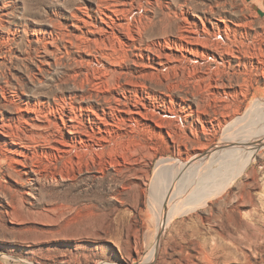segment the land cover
Listing matches in <instances>:
<instances>
[{"label": "rangeland", "instance_id": "rangeland-1", "mask_svg": "<svg viewBox=\"0 0 264 264\" xmlns=\"http://www.w3.org/2000/svg\"><path fill=\"white\" fill-rule=\"evenodd\" d=\"M107 1L119 9L105 17V25L123 29L116 32L121 44L128 43L124 47L113 44L116 38L104 27L95 33L110 37L111 43L102 42L105 47L91 42L76 48L72 37L76 17L105 16L114 10L110 3L0 0V126L15 112L3 99L5 92L41 108L38 116L32 114L38 127H28L36 139L26 158L0 133V264H142L156 243L161 216L168 217L171 208L160 207L163 194L175 183L190 181V169L206 161L217 144L229 163L209 164L218 172L204 188L213 194L206 200L192 199L191 194V200L181 199L188 205L182 204L161 231L152 264H264V19L245 0ZM244 18L252 26L236 33L234 40L242 37L250 45L253 64L231 62L218 68L211 63L217 69L208 72V62L180 44L168 47L162 42L175 40L180 30L191 36L203 27L214 42H228L223 28L218 35L217 23ZM58 23L68 35L62 37L63 28L52 30ZM129 24L141 34L134 41L126 30ZM77 27L73 30L78 36L89 30L87 25ZM150 41H155L154 52L146 49ZM160 53L173 57L161 61L156 58ZM198 68L206 75L200 76ZM87 75L107 79L89 99L80 98ZM116 75L121 87L114 85ZM112 96L119 103L105 104ZM70 103L75 106L72 116ZM255 104L260 114L253 119L249 116ZM86 106L100 117L93 120L95 113ZM245 125L249 129L241 131ZM77 152L84 164L81 173L73 163ZM202 152L204 159L198 156ZM243 163V172L220 191L221 182L216 181L223 184ZM201 185L189 192H200Z\"/></svg>", "mask_w": 264, "mask_h": 264}, {"label": "bare ground", "instance_id": "bare-ground-1", "mask_svg": "<svg viewBox=\"0 0 264 264\" xmlns=\"http://www.w3.org/2000/svg\"><path fill=\"white\" fill-rule=\"evenodd\" d=\"M95 1V0H94ZM111 1V0H110ZM113 1H115L114 3H116V1L117 0H113ZM247 3H248V5L251 7V8H253L254 9V14H255V16H259V17H261V19H264V0H245ZM100 2H102L101 4L102 5H104L103 3H106V4H108V3H110L109 1H107V0H100ZM112 2V1H111ZM161 2V1H160ZM177 2V1H176ZM116 4H118V3H116ZM97 5H98V3H97ZM108 5H111V7L110 8H114V10H108L109 11V13L107 12V13H105V14H103V15H105V16H100V14H99V17L100 18H98V17H91L90 15H88V16H86V17H83V16H81L80 15V17H76L75 15H74V17H76V23L75 24H78L79 25V27L82 25V26H86L87 25V27L86 28H89V30H88V32H85L84 34H82V35H76L75 34V32H74V28H76V29H79L77 26H74L73 27V29L71 28V30L73 31L72 33H73V35H72V37L74 38L75 37V39L74 40H76L77 41V46H76V48H78L79 46H85L86 44H88L89 45V43H94L95 45H94V47H96V44H98V43H100V44H102V42H106V41H108L107 39H109L110 37H108V36H104L103 34H101L100 36H97L96 35V31H98V33H99V31H103V27L105 28L104 30L106 31V33L109 35L110 34V36L111 35H113V37H115L116 39L114 40V42H113V44H115V43H118V46H120V44H121V39H120V35L119 34H121L120 32L118 33V32H116V29H118L117 31H120L119 30V28H113V26L110 24V26L111 27H106V25H105V23L108 21H106V19H110V17H111V12L112 11H118V9H119V7H117L116 5H114V6H112V4L110 3V4H108ZM121 5V4H120ZM120 5H118V6H120ZM82 7V6H81ZM102 7V6H101ZM115 7H117V10H115L116 8ZM121 8V7H120ZM101 10H102V8H100ZM123 9V8H122ZM120 10V11H123V10ZM106 10V9H105ZM104 10V11H105ZM84 11V10H83ZM82 11V12H83ZM104 11H102L103 13H104ZM129 11V10H128ZM251 11H253V10H251ZM81 12V13H82ZM101 12V11H100ZM106 12V11H105ZM86 13V12H85ZM83 14V13H82ZM114 14V13H113ZM251 14V13H250ZM71 15H73V14H71ZM85 15H87V14H85ZM102 15V14H101ZM115 16H116V12H115ZM243 16V15H242ZM246 16V15H245ZM73 17V18H74ZM105 17H107L106 19H105ZM247 17V16H246ZM249 17V16H248ZM259 17H256V18H259ZM255 18V17H254ZM254 18H253V20H254ZM75 19V18H74ZM99 19V20H98ZM112 19H113V17H112ZM114 19H115V17H114ZM220 19V18H219ZM239 19V18H238ZM250 19H252V17L250 18ZM208 20V19H207ZM258 20V19H257ZM106 21V22H105ZM113 21V20H112ZM116 21V20H115ZM209 21V20H208ZM221 21V20H220ZM222 21L223 22H221V23H217V28L216 29H218V35H220V29L221 28H223L224 29V31H225V35L227 36V39H228V42H223V43H220L219 41L217 42H214L213 40H211L207 35V33L208 32H210V30L208 29V28H205V27H203L204 26V23H203V31L200 29V30H198V29H196L197 31L196 32H192L191 33V36H189V35H187L186 34V32H185V34H184V32H183V30H180L179 31V35H178V37L177 38H175V40H171V39H165V40H163L162 42L163 43H165L164 45L165 46H168V47H170L171 46V44H174L175 46H178L179 44H180V46H181V48H186V50H189L192 54H194V55H196V56H198L199 57V59L202 61V62H208L207 64H206V70L208 71V72H212V71H216V69L217 68H215V69H213V67L214 66H212L211 65V63H214V64H217V65H215V66H217L218 68H219V66L221 65V64H223V65H226V64H230L231 65V62H235V64H240V63H245V64H247V63H251V64H253V63H255L254 62V54L253 53H250L251 51H249L248 49H250V45L249 46H247V47H249V48H247L246 46H245V44H244V41H243V38L241 37V38H239L237 41L236 40H234L235 39V35H236V33L238 34L239 32L241 33V31H242V29L243 30H246V26L247 25H249L250 26V22H248L247 21V18H244V20H239V21H237V22H233V23H225L224 22V20L222 19ZM228 21V20H227ZM260 21V20H259ZM264 21V20H263ZM212 22V21H211ZM61 23H62V21H61ZM64 23V22H63ZM110 23V22H109ZM109 23H107V24H109ZM137 23V22H136ZM194 24L195 23H197L196 21L195 22H193ZM208 23V22H207ZM112 24H114L113 22H112ZM118 24V23H117ZM200 24H201V22H200ZM211 24V23H210ZM119 25V24H118ZM202 25V24H201ZM67 26V24H65V27ZM115 26V25H114ZM122 25L120 24V26L119 27H121ZM133 26V25H132ZM195 26V25H194ZM252 26V25H251ZM250 26V27H251ZM118 27V26H117ZM63 28V25H61L60 23H58V24H55V25H53V29L52 30H61ZM83 28V27H82ZM85 28V29H86ZM108 28V29H107ZM124 28V27H123ZM127 29L126 30H128V32H130V35H131V41H134L137 37H140L141 36V34L140 35H136V33L133 31V29L134 28H132V27H130V24H129V26L128 27H126ZM192 28V27H191ZM248 28V27H247ZM65 28H63V32H62V37H64V36H66V34L68 35L69 33H67V30L65 29ZM84 29V30H85ZM102 29V30H101ZM125 29V28H124ZM193 29V28H192ZM253 29V28H252ZM256 29V28H255ZM262 29V28H261ZM47 30V29H46ZM50 30V29H49ZM52 30H50L49 31V33L48 34H50V33H52L53 31ZM70 30V29H69ZM68 30V31H69ZM134 30H136V29H134ZM195 30V29H194ZM241 30V31H240ZM248 30V29H247ZM258 30V29H257ZM81 31V30H80ZM83 31V30H82ZM80 32V33H83V32ZM123 31V29L121 30V32ZM193 31V30H192ZM212 31H214V28L212 27ZM223 31V30H222ZM127 32V33H128ZM255 32H257V31H255ZM124 33H126V32H124ZM123 33V34H124ZM127 33H126V35H127ZM188 33V32H187ZM230 33H233V35H232V37H234L233 38V40H231L230 38H229V35L228 34H230ZM240 33H239V35H240ZM246 35H248L247 33V31L246 32H244ZM244 33H242V35L244 36ZM258 33V32H257ZM100 34V33H99ZM105 34V33H104ZM106 34V35H107ZM129 34V33H128ZM211 34V33H210ZM209 34V35H210ZM254 34V33H253ZM256 34V33H255ZM55 35V34H54ZM93 35V36H92ZM212 35V34H211ZM215 35V34H214ZM225 35H223V36H225ZM238 35V36H239ZM245 35V36H246ZM259 35V34H258ZM52 36V35H51ZM129 36V35H128ZM221 36V35H220ZM244 36V37H245ZM217 37V36H216ZM215 37V38H216ZM237 37V36H236ZM249 37V36H248ZM251 38H252V36H250ZM43 38V37H42ZM128 38V40H129V38L130 37H127ZM171 38V37H170ZM220 38V37H219ZM223 38V37H222ZM119 39V40H118ZM173 39V38H172ZM230 39V40H229ZM36 40H37V38H36ZM43 40H45V39H43ZM112 41H113V38L111 39ZM219 40V39H218ZM256 40V39H255ZM257 40H258V38H257ZM39 41H41V40H39ZM221 41H222V39H221ZM246 41V40H245ZM68 42V44L67 43H65V48L67 47V45H71V42H69V41H67ZM109 43H111L110 41H108ZM157 42H160V40H158ZM251 42H253V41H251ZM43 43H44V41H43ZM128 44V43H126V40H124V42H122V44ZM246 43H248V42H246ZM45 44V43H44ZM49 44V43H48ZM47 44V45H48ZM67 44V45H66ZM121 44V45H122ZM61 45V44H60ZM59 45V46H60ZM103 46L104 45H106V44H102ZM107 45H109L108 43H107ZM141 45V44H140ZM146 45V44H145ZM251 45H253V43L251 44ZM259 45V44H258ZM258 45H256V46H258ZM87 46V45H86ZM103 46L101 47L102 49H103ZM111 46V45H110ZM109 46V47H110ZM114 46V45H113ZM123 46V45H122ZM255 46V47H256ZM98 47H99V45H98ZM105 47V46H104ZM115 47V46H114ZM124 47V46H123ZM126 47V46H125ZM128 47V46H127ZM147 48V50L148 51H151V52H154L155 50V41H150V42H148V44H147V46H146ZM80 48V47H79ZM100 48V47H99ZM100 48V49H101ZM106 48H108L107 46H106ZM112 47H110V49H111ZM116 48V47H115ZM120 48H121V46H120ZM119 48V49H120ZM252 49H253V47H251ZM259 48H260V46H259ZM123 49V51L125 50L124 48H122ZM261 49V48H260ZM10 50V49H9ZM106 50V49H105ZM118 50V49H117ZM153 50V51H152ZM114 51V49L112 50V52ZM119 51V50H118ZM122 51V50H121ZM122 51V52H123ZM254 51V50H253ZM262 51V50H261ZM261 51H259V53L261 52ZM122 52L120 53V52H118V53H120V54H122ZM137 52V51H136ZM254 52H256V51H254ZM114 53V52H113ZM124 53V52H123ZM258 53V52H257ZM90 54V53H89ZM119 54V55H120ZM261 54H262V52H261ZM260 54V55H261ZM256 55V57L258 58V56H257V54H255ZM259 55V54H258ZM259 55V56H260ZM261 56H263V55H261ZM172 54H169V53H165V55H162L161 53L160 54H158V56H156V58L158 59V60H166V61H170L171 59H172ZM260 58V57H259ZM184 59V58H183ZM191 59V58H190ZM205 59V60H204ZM220 61H219V60ZM264 59V58H263ZM193 61H194V63L197 65V66H202L201 64H197V63H199V60L198 59H196L195 57H193V59H192ZM258 60V59H257ZM72 61V60H71ZM262 61V60H261ZM260 62V61H259ZM49 63V62H48ZM90 63V62H89ZM88 63V64H89ZM87 63H86V65H88ZM162 64V63H161ZM103 65V64H102ZM169 65V64H168ZM205 65V64H204ZM240 66V65H239ZM234 67V66H233ZM110 68V67H109ZM197 68V67H196ZM111 69V68H110ZM186 69V68H185ZM101 70V69H100ZM106 70L107 69H105V68H103L101 71L102 72H106ZM197 70V69H196ZM198 70H199V73H200V76H204V75H206V73L205 72H202L201 71V69L200 68H198ZM195 71V70H194ZM109 72V71H108ZM113 72V71H112ZM137 73V72H136ZM105 74V73H104ZM118 74H119V72H118ZM197 74V73H196ZM212 74V73H211ZM217 74H218V72H217ZM107 75V74H106ZM72 76V75H71ZM88 76V75H87ZM117 77L119 76V75H116ZM115 76V77H116ZM173 76V75H172ZM120 77V76H119ZM119 77L117 78V80H115V83H114V85H116V87H121V85H120V82H119ZM71 78V77H70ZM112 78V77H111ZM128 78V77H127ZM150 78V77H149ZM207 78V77H206ZM84 79V78H83ZM115 79V78H114ZM216 79H217V77H216ZM106 77H104V75L103 76H98V77H95V76H88V77H86V79L83 81V82H81V85H80V88L81 89H83V92H82V94H81V97L80 98H92V92H93V89H95V88H97V89H99V88H102L101 86L102 85H105V83H106ZM166 80V79H165ZM206 80H209V79H206ZM210 80H211V78H210ZM213 80V79H212ZM222 80V79H221ZM162 81V80H161ZM214 81H216V80H214ZM257 81V80H256ZM204 82V81H203ZM217 82V81H216ZM41 83V82H40ZM204 84V83H203ZM217 84V83H216ZM76 85V84H75ZM86 85H90L91 87V89H86ZM192 85V84H191ZM223 85V84H222ZM245 85V84H244ZM144 86V85H143ZM174 86V85H173ZM217 86V85H216ZM103 88H104V86H103ZM211 88H212V86H211ZM247 89V88H246ZM4 91H6V90H4ZM201 92V91H200ZM3 93V92H2ZM15 93V92H14ZM16 93H18V92H16ZM212 93V92H211ZM211 93H209V94H211ZM194 94V93H193ZM3 99H5V101H7L11 106H13L14 107V109H15V112H14V114L13 115H11L9 118H8V122L9 123H5V124H3V125H1L0 126V128H1V132L0 133H2L4 136H7V137H10L11 139H12V141L11 142H13L15 145H17V148H15L16 149V153L17 154H19V155H21V156H23V157H25L26 158V155H27V151H28V147H29V145H30V143H33L34 141H35V139H36V137H35V135L33 134V131H29L28 130V127H38V125H35V123L33 124V122L35 121L36 122V118L32 115V114H34L35 116H38L37 114H39L40 113V110L39 109H41V108H39V105L38 104H36V102H32V101H29V100H25L22 96H20L19 94L17 95H13V94H8V96H7V94H6V92L3 94ZM121 99V98H120ZM196 99V98H195ZM83 101V100H82ZM206 101V100H205ZM224 101V100H223ZM112 102H114L115 103V105L117 104V103H119V98L118 97H116V96H112V98H111V100L110 99H104V103L105 104H111ZM155 102H157V101H155ZM210 102V101H209ZM8 104V105H9ZM7 105V104H6ZM206 105H207V103H206ZM231 105V104H230ZM256 105V104H255ZM259 106V105H258ZM206 107V106H205ZM231 107V106H230ZM256 107H257V105L255 106V107H252V109L254 110V112H253V114L252 113H250V116L249 117H251V115L253 116V119L254 118H257L258 116H259V114H260V109L258 110V109H256ZM77 108H82V105H80L79 104V107H77ZM258 108V107H257ZM260 108V107H259ZM74 109H75V106L72 104V103H70L69 104V106H68V112L69 113H71L70 114V116H72L75 112H74ZM84 109V108H83ZM85 109L88 111V112H91V113H95L92 109L93 108H91V106H86L85 107ZM214 109V108H213ZM250 110H251V108H249ZM133 110V108H129L128 109V111H132ZM257 110V111H256ZM104 111V110H103ZM138 111H141V109L140 108H138ZM26 112V113H25ZM133 112V111H132ZM166 112V111H165ZM200 112V111H199ZM223 112V111H222ZM140 113V112H139ZM177 113V112H176ZM175 114V113H174ZM246 114V113H245ZM94 116L92 117V119L93 120H95V118L96 119H98L100 116H99V113L98 112H96L95 114H93ZM163 115V114H162ZM227 115V114H226ZM171 116V115H170ZM172 116H174V115H172ZM248 115H246L245 117H247ZM230 117V116H229ZM103 118V117H102ZM170 118V117H169ZM172 119V118H171ZM242 119H244V117H242L240 120H242ZM248 119H250V118H248ZM252 119V120H253ZM259 120L261 119V118H258ZM263 123L262 124H264V119H262L261 120ZM78 124H80V121H76ZM76 123V124H77ZM234 123H236V122H234ZM249 124H247L248 126L250 125V123H252V121H249L248 122ZM202 124V123H201ZM228 124V123H227ZM226 124V125H227ZM233 124V123H232ZM136 125V124H135ZM231 125V124H230ZM240 125V124H239ZM216 126V125H215ZM248 126L246 127V125L245 126H242L241 128H240V130L242 131V130H245V131H247L249 128H248ZM251 126V125H250ZM249 126V127H250ZM99 127H100V125H99ZM223 127V126H222ZM236 127V126H235ZM231 128H232V126H231ZM239 128V127H238ZM32 130V129H31ZM230 130V129H229ZM237 130V129H236ZM236 130H234V131H236ZM166 131V130H165ZM233 131V130H232ZM185 132V131H184ZM156 133V132H155ZM249 133L250 134H253V132H252V128L249 130ZM36 134V133H35ZM62 134V133H61ZM226 134V133H225ZM34 135V136H33ZM239 136V135H238ZM190 137V136H189ZM231 137V136H230ZM224 138H227V137H224ZM229 138V137H228ZM232 138H234L233 136H232ZM240 139H241V137H240ZM93 140V139H92ZM37 141V140H36ZM229 142V141H228ZM232 142V141H231ZM227 143V142H226ZM11 144V143H10ZM190 144V143H189ZM220 144V143H219ZM211 145V144H210ZM216 145V144H215ZM214 145V146H215ZM218 145V144H217ZM215 146V147H217L216 149H214V151L211 153V155L209 156V158H207V160L206 161H204L202 164L200 163V165H195L196 167H193V168H191L190 169V175H189V178H192L190 181H187V182H180V183H178V184H176L175 183V185H173V187H171V190L170 191H168V192H165L164 194H163V198H162V203H163V205H161L160 207H162V209L166 206V204L169 206V204L171 205L170 207V211H169V214H168V217H166V215H165V218L164 217H162L161 216V213H160V216H161V220H160V222H159V226H158V233H157V238H156V243H155V245H154V247L152 248V251L149 253V255L147 256V258L145 259V261L144 262H142V264H152L153 263V261H154V256L156 255V253H157V251H158V242H160L159 241V239H160V234H161V231L165 228V226H166V224H168V222L170 221V219L171 218H173L176 214H174V213H176V211H179L180 210V207H182L181 205L182 204H184V203H182V201H181V199H184L185 201H186V199L187 198H189V196H190V194L193 196V197H191L192 199L193 198H195V200L197 199V200H206L207 198H209L212 194H213V192L214 191H211L212 189H209L208 187H206V188H204L205 187V185H206V183H207V181L209 180L210 181V179L209 178H211V177H213V176H216V173L218 172V171H216V169H211V167L209 168L208 166H210L209 164L211 163V161H219L220 162V164H222L223 166H226L227 165V163H229L228 162V158H224V151H223V149L220 147V146ZM221 145V144H220ZM223 145V144H222ZM85 146V145H84ZM83 147V146H82ZM82 147H80V148H82ZM95 147V146H94ZM100 147V149L101 150H103V146H99ZM107 147V146H106ZM84 148H86V147H84ZM35 149V148H34ZM90 149H92V148H90ZM225 150H226V148H224ZM252 149V148H251ZM208 150V149H207ZM232 150V149H231ZM106 151V150H105ZM209 151V150H208ZM208 151H207V153H208ZM242 151V150H241ZM253 151L255 152V150L253 149ZM96 152H97V150H96ZM226 152V151H225ZM231 152H234V151H231ZM41 153H42V151H41ZM205 153L206 152H204V155H203V152L201 153V154H198V156H199V158L201 159L203 156H205ZM239 153V152H238ZM248 153V152H247ZM246 153V154H247ZM252 154V153H251ZM79 153L77 152L76 153V160H74L73 159V163H75L78 167H79V173H81L82 172V167H83V162H82V159L81 158H79ZM208 155V154H207ZM230 155V154H229ZM243 155V154H242ZM241 155V156H242ZM195 156V155H194ZM50 157V156H49ZM197 157V156H196ZM226 157H229V156H226ZM231 157V156H230ZM243 157V156H242ZM241 157V158H242ZM29 158V157H28ZM205 158H206V156H205ZM235 158H236V156H235ZM237 158H239V157H237ZM202 159H204V158H202ZM232 159H233V157H232ZM231 159V160H232ZM19 160V159H18ZM198 160V159H197ZM233 161V160H232ZM243 161V160H242ZM245 161V160H244ZM18 162H20V160L18 161ZM233 162H235V161H233ZM238 162H239V160H238ZM237 162V163H238ZM119 163V162H118ZM87 164V163H86ZM234 164V163H233ZM233 164H232V167H233ZM30 165V164H29ZM106 165V164H105ZM35 166V165H34ZM164 166H165V164H164ZM235 166V165H234ZM105 167V166H104ZM189 167V166H188ZM246 167V163H243V164H240V165H238L237 166V168H236V170L234 171V173H233V175H231V176H229V177H227V178H224L223 179V184H222V181H221V179H218L216 182H221V188H219L220 189V191H224L225 190V186L226 185H228L230 182H231V180H233V178H235L237 175L239 176V174L241 173V172H243L242 170H244V168ZM32 168V167H31ZM102 168V167H101ZM107 169V168H106ZM235 169V168H234ZM32 170V169H31ZM37 170V169H36ZM35 170V171H36ZM181 170V169H180ZM38 171V170H37ZM43 171V170H42ZM220 171V170H219ZM188 172V171H187ZM188 174V173H187ZM35 175H36V173H35ZM67 175V174H66ZM53 176V175H52ZM68 176V175H67ZM182 176V175H181ZM43 177V176H42ZM62 177V176H61ZM174 177V176H173ZM178 177V176H177ZM183 177V176H182ZM58 178V177H57ZM56 178V179H57ZM184 178V177H183ZM49 179V178H48ZM53 179V178H52ZM55 179V178H54ZM168 179V178H167ZM185 179V178H184ZM35 180V179H34ZM172 181V180H171ZM182 181V180H181ZM208 181V182H209ZM167 182H170V180L168 181L167 180ZM173 182V181H172ZM200 184H202L201 186H200V192H194V193H190L189 192V190L190 189H192V187H193V189L196 187V186H198V185H200ZM170 186L171 185H169V188H170ZM166 187H168V186H166ZM212 187H214V186H212ZM164 188V190H165V187H162V189ZM167 189V188H166ZM173 189H174V191H173ZM169 190V189H168ZM167 191V190H166ZM219 191V192H220ZM187 192H189V193H187ZM224 193V192H223ZM160 198H161V196H160ZM190 199V198H189ZM188 199V200H189ZM210 199V198H209ZM191 200V199H190ZM189 200V201H190ZM168 201H170V203L168 202ZM180 202H181V204H180ZM184 202V201H183ZM199 202V201H198ZM202 202V201H201ZM160 203V202H159ZM192 203H194V202H192ZM196 203V202H195ZM31 204V203H30ZM191 204V203H190ZM184 205H188V204H184ZM191 205H194V204H191ZM190 207L191 206H189V209H190ZM192 208V207H191ZM195 208V207H194ZM158 209H159V206H158ZM183 209H184V206H183ZM182 209V210H183ZM188 210V208L186 209V211ZM163 211V210H162ZM161 211V212H162ZM157 212H159V210L157 211ZM183 212H185V210L183 211ZM179 213H181V212H179ZM22 215V214H21ZM156 217H158V216H156ZM160 219V218H159Z\"/></svg>", "mask_w": 264, "mask_h": 264}]
</instances>
